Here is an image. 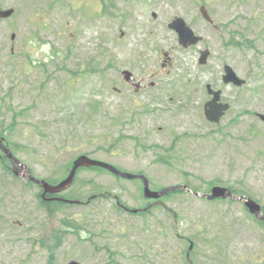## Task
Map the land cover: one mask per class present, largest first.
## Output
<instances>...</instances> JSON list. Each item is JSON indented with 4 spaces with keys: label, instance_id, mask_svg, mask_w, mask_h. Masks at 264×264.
Returning <instances> with one entry per match:
<instances>
[{
    "label": "rangeland",
    "instance_id": "rangeland-1",
    "mask_svg": "<svg viewBox=\"0 0 264 264\" xmlns=\"http://www.w3.org/2000/svg\"><path fill=\"white\" fill-rule=\"evenodd\" d=\"M50 1L0 0L13 8L12 20L0 19V135L33 176L60 180L84 154L146 175L150 189L187 183L203 193L213 183L264 205V122L255 115L264 113V0H110L107 17L96 0ZM200 3L218 30L200 19ZM88 12L99 14L81 18ZM174 15L201 42L181 47L166 27ZM225 63L245 84L222 83ZM122 68L144 87L121 81ZM206 83L230 104L217 124L202 113ZM3 165L0 264H264V226L241 201L183 191L130 214L118 208L151 201L139 180L82 167L63 194L103 197L47 215L39 187ZM64 219L75 225L61 234Z\"/></svg>",
    "mask_w": 264,
    "mask_h": 264
},
{
    "label": "water",
    "instance_id": "water-1",
    "mask_svg": "<svg viewBox=\"0 0 264 264\" xmlns=\"http://www.w3.org/2000/svg\"><path fill=\"white\" fill-rule=\"evenodd\" d=\"M10 11H6L2 14H9ZM177 31L179 32V38H180V42H182L183 44H185L186 42L188 43H194L198 38L195 37L191 30L186 27L182 22L179 26H175ZM226 68V75L223 77L225 81H233L235 83H240L241 81L239 79H237L234 75V73L232 72V70L225 66ZM124 75L125 79L129 78L130 73L127 71H123L122 72ZM216 95L217 93H215V98L211 99L210 101H208L205 106H204V113L205 116L211 120V121H218L219 117L224 113V111L227 109V104H220L216 102ZM261 118L264 120V116H261ZM0 148L4 150V152L6 153L7 156L12 157L10 155V153L8 152V150L0 143ZM79 165H101L104 167L109 168L112 171H115L111 166L101 163L99 161L90 159L86 156H79L76 160H74L73 162V166L71 168V170L69 171L68 176L63 179L62 181H60L58 184H56L55 186H51L48 183L44 182L43 180H40V182L42 183L44 190L45 191H59L63 188H65L66 186H68L73 178L75 169L79 166ZM122 175L126 176V177H131L132 175L129 174H124L122 173ZM144 191H145V195L146 196H152L155 197L157 196V193L154 192H150L147 189L146 184L144 185ZM211 195L210 197H214V196H225V195H229L231 197H234L230 194L229 190L227 188L224 187H219V186H214L211 188ZM235 198H239L241 199V197L236 196ZM245 205H247L249 207V210L251 212H253L254 214H256L259 210V206L254 203L252 200L250 199H245L244 200ZM264 218V217H263ZM69 264H77L76 262L72 261Z\"/></svg>",
    "mask_w": 264,
    "mask_h": 264
},
{
    "label": "trees",
    "instance_id": "trees-1",
    "mask_svg": "<svg viewBox=\"0 0 264 264\" xmlns=\"http://www.w3.org/2000/svg\"><path fill=\"white\" fill-rule=\"evenodd\" d=\"M0 158L2 159V160H5L6 158L4 157V155H0ZM262 210L264 211V205L262 206Z\"/></svg>",
    "mask_w": 264,
    "mask_h": 264
}]
</instances>
